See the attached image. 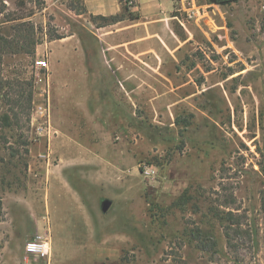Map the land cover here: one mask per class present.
I'll return each instance as SVG.
<instances>
[{
	"label": "rangeland",
	"instance_id": "rangeland-1",
	"mask_svg": "<svg viewBox=\"0 0 264 264\" xmlns=\"http://www.w3.org/2000/svg\"><path fill=\"white\" fill-rule=\"evenodd\" d=\"M3 3L1 19H17L0 31L31 21L38 44L34 56L8 51L1 66L4 78L33 80L34 96L17 122L0 91V264H25V244L37 233L49 237L51 253L30 264H264L259 0H176L196 13L186 29L170 22L184 38L139 56L102 52L115 57L108 70L116 105L54 102L50 111L49 71L36 60L48 58L46 42L58 36L68 37L71 55H100L96 25L72 9L74 0ZM56 77L58 92L76 99L78 81ZM191 114L189 126L176 124ZM106 198L113 204L104 212Z\"/></svg>",
	"mask_w": 264,
	"mask_h": 264
},
{
	"label": "crops",
	"instance_id": "crops-1",
	"mask_svg": "<svg viewBox=\"0 0 264 264\" xmlns=\"http://www.w3.org/2000/svg\"><path fill=\"white\" fill-rule=\"evenodd\" d=\"M175 1L173 0V4L171 3L169 6L165 0H150L144 3L141 0H133L130 10L132 12L139 10L140 16L136 18L126 16L118 22L100 27L96 26V30L92 31V33L96 38L98 47L101 49V54L96 57H87L81 54L77 56L71 55L72 45L69 47L68 37L47 41L46 43L50 46L47 58V69L49 71L47 89L49 111L54 102L56 104L62 102L73 103L79 105L82 109H90L87 106L94 105L95 107L101 103L103 104L104 101L106 105H116L119 99H115L116 92L111 82L114 74L108 70L110 62L114 61L115 57L107 56V54L103 55L102 52L126 53L128 50V52L139 56L144 53L145 47L150 45L161 46L163 49L168 48L166 38L170 36L184 38L175 27L172 28L170 26L172 20H178V15L175 14V10H178V7H176ZM83 2L89 15L111 16L123 13L124 0H83ZM180 25L185 29L187 28L186 24L183 26L180 23ZM154 38L157 39L154 43L148 41ZM72 43L75 48L78 47L80 52H83L81 50L83 46L82 41ZM69 50L70 52H68ZM72 64L75 65L74 70L70 69V72L66 71ZM88 64L91 65L90 69ZM58 72L62 74L64 81H78L77 84L74 83V87L77 85L78 87H82V89L81 93L76 95V99L66 94L68 90L64 91V93L58 92L56 87L63 86V82H61V85L51 82L57 80L56 73ZM127 78H129V75L121 72L120 79L127 80ZM89 80H104L107 82L105 85L102 84L103 87L92 89L86 88ZM54 86L55 90H53ZM130 92L132 90L125 89L127 95Z\"/></svg>",
	"mask_w": 264,
	"mask_h": 264
},
{
	"label": "trees",
	"instance_id": "trees-1",
	"mask_svg": "<svg viewBox=\"0 0 264 264\" xmlns=\"http://www.w3.org/2000/svg\"><path fill=\"white\" fill-rule=\"evenodd\" d=\"M218 3L229 2L232 0H215ZM72 9L75 10L78 14L87 13V9L84 5L83 0H74V4H72ZM6 11L5 4L3 0H0V13H4ZM126 16L130 18H136L138 15H134L128 5L124 4L123 13L116 14L111 16H103V15H90L92 22L97 26H105L108 24H112L123 20ZM17 18H11L7 20H2L0 17V28L1 26L11 20H16ZM101 21V22H99ZM12 31L7 33V35L0 31V91L3 92L4 98L10 101L11 106V114L18 122L19 119V111L17 109H22L24 106L31 108L33 96H34V81H22L20 79H9L4 78L2 74L1 66L4 62V55L11 51L12 53L17 54H29L34 56L36 54V46L38 44L35 26L31 21L23 20L11 26ZM9 34V35H8ZM63 36H58L57 38H62ZM56 38V37H55ZM12 102V103H11ZM23 110V109H22ZM24 112V111H23ZM6 114V118L10 119L12 117ZM190 119L187 121L183 120V118H176V124L179 126H189L192 123L193 114H191ZM182 127V128H183ZM182 195L183 203H187L189 201L190 196L187 193ZM233 201H228L227 205L232 204ZM2 199L0 197V213L2 212ZM232 212V211H231ZM205 249L208 245H200Z\"/></svg>",
	"mask_w": 264,
	"mask_h": 264
},
{
	"label": "built area",
	"instance_id": "built-area-1",
	"mask_svg": "<svg viewBox=\"0 0 264 264\" xmlns=\"http://www.w3.org/2000/svg\"><path fill=\"white\" fill-rule=\"evenodd\" d=\"M124 4L128 5L130 8V6L133 5V0H124ZM259 8L264 17V0H259ZM177 11L179 12L178 20L183 26H185L186 20L192 19L196 15L195 11L192 8L185 7L184 3H182L181 7H178ZM36 66L40 69L48 68L47 57H43L42 59L36 60ZM47 107L46 109L49 110L48 99H47ZM41 108L45 109V107L44 108L41 107ZM144 173L150 175L153 173V169L150 167H146L144 169ZM50 253H51V245H50L49 237L42 233H37L32 238H30L25 244L24 262L25 264H30L32 263L33 259L37 261L41 258L49 257Z\"/></svg>",
	"mask_w": 264,
	"mask_h": 264
},
{
	"label": "water",
	"instance_id": "water-1",
	"mask_svg": "<svg viewBox=\"0 0 264 264\" xmlns=\"http://www.w3.org/2000/svg\"><path fill=\"white\" fill-rule=\"evenodd\" d=\"M112 204H113V201L111 199H108V198L104 199L102 201V210L104 212H107L110 209V207L112 206Z\"/></svg>",
	"mask_w": 264,
	"mask_h": 264
}]
</instances>
